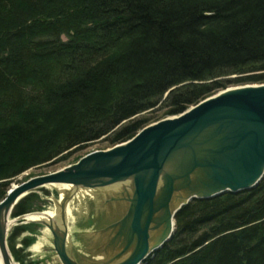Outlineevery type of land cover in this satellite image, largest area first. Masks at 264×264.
I'll return each instance as SVG.
<instances>
[{
    "label": "trees",
    "instance_id": "1",
    "mask_svg": "<svg viewBox=\"0 0 264 264\" xmlns=\"http://www.w3.org/2000/svg\"><path fill=\"white\" fill-rule=\"evenodd\" d=\"M256 83L264 0H0V201L34 166L99 140L124 143L230 85ZM31 194L12 218L41 211ZM37 226L8 233L18 264H37L12 245ZM34 242L22 237L21 249ZM142 264H264V177L182 206L171 238Z\"/></svg>",
    "mask_w": 264,
    "mask_h": 264
},
{
    "label": "water",
    "instance_id": "2",
    "mask_svg": "<svg viewBox=\"0 0 264 264\" xmlns=\"http://www.w3.org/2000/svg\"><path fill=\"white\" fill-rule=\"evenodd\" d=\"M263 177L264 85L225 89L179 115L144 127L124 143L12 186L0 201V261L17 264L7 237L10 227L26 214L11 220V211L38 188L68 185L97 189L129 183L125 194L120 193L125 212L104 229L111 237L104 261L95 264H142L171 238L175 215L182 206L192 200L250 190ZM70 198L68 191L57 203V221L23 223L49 230L51 250L61 264H81L66 248ZM150 234L154 236L151 241Z\"/></svg>",
    "mask_w": 264,
    "mask_h": 264
},
{
    "label": "rangeland",
    "instance_id": "3",
    "mask_svg": "<svg viewBox=\"0 0 264 264\" xmlns=\"http://www.w3.org/2000/svg\"><path fill=\"white\" fill-rule=\"evenodd\" d=\"M234 77V76H232ZM258 86L264 85V83H256V84H247V85H230L228 88H235L241 86ZM227 89V88H226ZM221 91L217 92L220 93ZM216 93V94H217ZM215 95V94H214ZM168 118V117H167ZM165 119V118H163ZM162 120V119H161ZM111 148L106 141L99 140L89 145L85 146L83 149H78L72 151L65 160H56L47 164H42L38 166H34L24 173L20 174L15 178L14 181L11 182L10 188L16 184L24 182L32 177L41 176L45 174H49L55 171H58L62 168L75 164L80 158L83 156L92 153L94 151L106 150ZM8 192V191H7ZM32 193V194H31ZM31 196H35L38 201L31 200V204L33 206L40 207L42 212L43 210L53 209L57 207V203L60 200V192L56 187H43L38 188L35 191L31 192ZM27 196V195H26ZM72 197V196H71ZM24 198V197H23ZM110 200L107 196H101L98 191L94 192V196L92 198L86 197L83 199V202L79 207H75L72 205V211L70 216L66 213V223L67 227L76 231V233H71L70 240L68 243V253L81 264H91V263H99L102 260L104 261V249L106 248V244L110 240L111 235L107 232H103L104 229L117 222L124 214L126 207L123 209L117 208L116 210H110L104 205V202ZM21 200V199H20ZM72 198L68 200V205L71 203ZM71 206V205H70ZM12 213V211H11ZM85 213H89L88 217H85ZM29 214V213H27ZM76 217L78 226H76V222L72 219L71 215ZM25 215V214H24ZM17 218V217H16ZM10 219H14L10 215ZM25 221V219H23ZM21 220H18L10 227V231L16 226H22L20 223ZM44 226H37L36 230L33 232L37 237L41 236L42 230ZM22 234H17V237L12 241V245L14 246L15 255H19L20 258L26 261H34L37 264H61L55 253L51 250L52 247L50 245H46L40 252H33L30 250V247L26 250L21 249L20 240L22 238ZM99 256V257H98ZM93 257H96V260H92ZM101 260V261H100ZM15 262V261H14ZM17 263V262H15ZM18 264V263H17Z\"/></svg>",
    "mask_w": 264,
    "mask_h": 264
},
{
    "label": "bare ground",
    "instance_id": "4",
    "mask_svg": "<svg viewBox=\"0 0 264 264\" xmlns=\"http://www.w3.org/2000/svg\"><path fill=\"white\" fill-rule=\"evenodd\" d=\"M227 89H232V88H227ZM127 186H129V183H116V184H113V185H110V186H107L104 188H97V189L80 188V187L74 188V187H71L68 185H55L54 187L58 188V190L60 192V198H62L65 195V193L68 191H69L70 195L72 196L71 197L72 198V201H71L72 204H70L71 206L68 205V203H67V207H66V213L68 216H70L71 211H72V205H75L76 208L79 207L81 205V203L83 202V199H85L86 197L92 198L94 196L95 191H98V193H100L101 196L105 195V196L110 198V200L108 199L107 201L104 202V205H106L108 203L115 204L116 202H123V201H120L122 198L120 193H123L124 191H126ZM123 194H125V193H123ZM123 203L125 204V202H123ZM58 210H59V208L57 206L56 208H53V209L50 208L47 210H43L42 213H29V214L25 215V220H27V221H36V220L47 221L48 219L51 218L52 220L57 221L58 220ZM84 215H85V217H88L89 213H85ZM71 217L74 220V222L77 223L76 226H78L79 222H77L76 217L73 214L71 215ZM71 233L72 234L76 233V231L67 227V229H66V235H67L66 236V248L67 249H68V243L70 240ZM41 234L42 235L37 237L34 244L30 247L31 251L40 252L43 250V248H45L46 245H50L52 247V237H51L49 230L46 227H44ZM150 238H151L150 239V241H151L154 238V236L152 234H150ZM93 259L96 260L97 258L93 257L92 260ZM122 259H120V261ZM0 264H2L1 261H0ZM83 264H85V263H83Z\"/></svg>",
    "mask_w": 264,
    "mask_h": 264
},
{
    "label": "flooded vegetation",
    "instance_id": "5",
    "mask_svg": "<svg viewBox=\"0 0 264 264\" xmlns=\"http://www.w3.org/2000/svg\"><path fill=\"white\" fill-rule=\"evenodd\" d=\"M107 208L109 207L110 210H116L117 208L123 209L125 207V204L123 202H116L115 204L108 203L105 205Z\"/></svg>",
    "mask_w": 264,
    "mask_h": 264
},
{
    "label": "crops",
    "instance_id": "6",
    "mask_svg": "<svg viewBox=\"0 0 264 264\" xmlns=\"http://www.w3.org/2000/svg\"><path fill=\"white\" fill-rule=\"evenodd\" d=\"M21 216H23V215H21ZM18 217H20V216H18ZM23 222H24V220L22 219L20 223L23 224V225H25ZM30 234H31V233H29V232L23 233V234H22V235H23L22 237H24V236H31ZM32 236L35 237V235H32ZM35 241H36V237H35ZM33 244H34V243H33Z\"/></svg>",
    "mask_w": 264,
    "mask_h": 264
}]
</instances>
